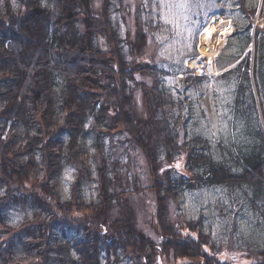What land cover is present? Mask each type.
Wrapping results in <instances>:
<instances>
[{"label":"trees","instance_id":"1","mask_svg":"<svg viewBox=\"0 0 264 264\" xmlns=\"http://www.w3.org/2000/svg\"><path fill=\"white\" fill-rule=\"evenodd\" d=\"M111 1L102 3L108 23ZM237 2L246 13L240 0ZM255 7L253 17L258 11ZM260 13H264V5ZM104 15V11H94L92 0H0V264H115L111 252L126 253L128 247H135L133 238L137 248L132 253L143 264H153L156 255L169 247L177 256L193 257L207 246L201 234L197 238L183 237L182 230L166 222L165 216L160 244L138 229L132 217L121 215L109 222L110 203L128 191L110 192V179L107 183L99 180V200L81 203L82 209L92 211L91 215L86 214L87 220L77 223V232L71 230V236L67 233L65 227L75 230L67 224L74 208L69 201L73 196H63L59 177L66 166L75 170L73 192L80 187L84 168L94 173L97 165L98 171L103 170L100 166L106 164V158L99 160L97 150L91 147H98L103 139L99 135H108L115 127L127 131L147 154L166 151V156H175L165 160V171L158 174L157 165L151 164L154 174L148 187L156 192L161 206L169 191L179 195L185 190L224 185L231 189L254 188L250 202L258 207L257 197L264 192V100L261 121L255 90L258 88L264 98V30L256 27L253 37L250 19L248 25L245 20L242 25L235 23L234 33L242 26L246 30L242 51L254 40V58L251 60L249 52L234 68L220 75L235 79V115L247 122L248 133L253 131L255 136L248 150L236 146L230 151L238 156L227 162L214 155L209 139L201 135L181 141L169 122L162 126L164 118L155 121L154 131L151 123L142 120L129 91L130 83H137V68L128 67V60L125 66H119L109 56L114 49L102 50L97 39L102 34L109 45H113L114 38L117 40L101 20ZM143 36L139 35L140 45ZM133 44L130 48L134 52L137 49ZM242 56L235 55L231 62ZM149 65L151 72L158 68L155 63ZM158 84L145 90V108L155 104L153 99L157 101V95L152 98L151 93L167 89L163 82ZM253 112L258 114L256 120L252 119ZM181 164L193 176L179 171ZM17 179L21 180L19 185H15ZM31 180L40 185L26 187ZM17 211L25 213L23 219L9 221ZM189 229L193 227L189 225ZM77 233L84 237L79 239ZM166 236L169 238L164 241ZM5 237L7 241H1ZM37 241L40 245L35 247ZM201 255L215 264H229L204 251ZM254 257V264H264Z\"/></svg>","mask_w":264,"mask_h":264},{"label":"rangeland","instance_id":"2","mask_svg":"<svg viewBox=\"0 0 264 264\" xmlns=\"http://www.w3.org/2000/svg\"><path fill=\"white\" fill-rule=\"evenodd\" d=\"M104 1L92 0L94 11H104L105 15L101 20L106 23L111 36L112 32L116 34L117 40L112 36L115 44L109 45L107 38L102 34H99L97 39L102 50L114 49L109 56L114 58L119 66H125L124 61L128 60V67L137 68L134 72L137 83L131 82L129 91L132 93L136 112L142 120L151 123V129L154 131L155 121L164 118L162 126L169 122L181 141L201 135L209 139L214 155L227 162L237 158L238 155L230 153L236 146L248 150L250 144L255 141V136L253 131L248 133L247 122L235 115V79L220 75L234 68L249 52L253 60L254 40L242 51L247 40L246 30L242 26L238 33H234L235 23L242 25L245 20L248 25L250 19L254 26L251 32L253 37L256 27L264 30V13H260L264 0H240L245 11L247 9L246 13L239 8L237 0H112L109 20L111 24L106 21V12L102 7ZM255 6H258V11L253 17ZM207 28L212 29L202 34ZM140 34H144L141 45V39L138 41ZM136 40L139 45H135ZM132 44L137 49L134 52L130 48ZM201 47L203 50L212 49L214 53L211 56L205 54ZM239 54L243 56L232 63L234 56ZM148 62L158 66L156 71L151 72L153 69L148 68ZM224 66L225 68H222ZM129 82L130 80L128 84ZM160 82H163L167 89L151 93L152 98L157 95V101L153 99V106L157 105L156 109L153 106L145 108V90L151 89V86L155 87L156 84L160 85ZM255 93L259 119L262 121L261 101L264 98L258 88ZM152 112L154 117H151ZM257 115L253 112L252 119L256 120ZM107 134L99 135V138L103 139L98 147H91L92 151L97 150L99 160L106 158V164L100 166L103 170L98 171L97 165L93 169L94 173L84 168L80 187L73 192L71 184L77 179L75 170L66 166L59 177L63 196L66 199L73 196L69 201L73 203L74 208L67 224H71L75 230L65 227L70 236L74 231L77 232V223L86 221V214L92 213L90 209H82L81 203L97 200L99 180L103 179L107 183L110 179V192L126 189L128 191L117 202L110 203L107 212L109 222L121 215L132 217L138 229L160 244L159 233L165 232L166 223H162L165 216L166 222L171 221V224L177 225L178 230H182L183 237L188 235L197 238L201 234L207 244L193 257L177 256L175 249L169 247L156 255L153 264H215V261L210 262L201 255L202 251L220 262L229 264H254L255 255L259 261H264L263 191H260L257 197L258 207H254L250 202L256 191L254 188L231 189L224 185L194 188L179 195L169 191L168 198L161 206L156 192L149 188L154 174L151 164L157 165L158 171H155V174H158L165 171V160L175 156H166L168 152L165 150V154L162 151L157 155L147 154L145 148L138 145L127 131L118 127ZM84 159L88 160V157ZM185 159L186 155L183 157L184 161ZM172 167L176 171L177 167ZM178 170L185 172L182 164ZM69 172L71 179L66 178V173ZM186 173L189 177L193 176L189 172L184 174ZM20 182L21 180L17 179L15 185ZM38 184L40 185L39 182L31 180L30 183L26 182L25 186L32 189L38 187ZM155 212L156 214H153ZM24 215L23 211H17L8 219L15 221L23 219ZM189 225L193 230L189 229ZM158 229L160 230L157 231ZM77 236L79 239L84 237L82 233H77ZM8 237L2 238L1 241H7ZM53 237L54 233L51 239L48 238V246H51ZM168 238L166 236L164 241ZM131 242L135 247H128L126 253L111 252L113 260L116 259L115 264H143V260L136 259L132 253V250L137 248L136 239L133 238ZM39 245L40 242L35 247Z\"/></svg>","mask_w":264,"mask_h":264},{"label":"bare ground","instance_id":"3","mask_svg":"<svg viewBox=\"0 0 264 264\" xmlns=\"http://www.w3.org/2000/svg\"><path fill=\"white\" fill-rule=\"evenodd\" d=\"M218 22V21H217ZM212 28H207L206 30H204L203 32H202V34L204 33V32H210V30H211ZM211 50V51H210ZM210 50H208V48H205V50H203V47H201V51H203V53H205V54H209L210 56L214 53L213 52V50L212 49H210ZM210 52V53H209Z\"/></svg>","mask_w":264,"mask_h":264},{"label":"snow or ice","instance_id":"4","mask_svg":"<svg viewBox=\"0 0 264 264\" xmlns=\"http://www.w3.org/2000/svg\"><path fill=\"white\" fill-rule=\"evenodd\" d=\"M177 166H179V165H177ZM66 178L67 179H71L72 178L70 172L69 173H66ZM66 191H67V189H66Z\"/></svg>","mask_w":264,"mask_h":264}]
</instances>
